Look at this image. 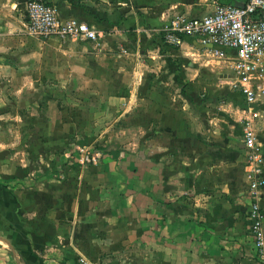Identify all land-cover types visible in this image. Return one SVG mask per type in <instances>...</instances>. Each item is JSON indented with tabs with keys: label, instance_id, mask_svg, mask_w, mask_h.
<instances>
[{
	"label": "crops",
	"instance_id": "1",
	"mask_svg": "<svg viewBox=\"0 0 264 264\" xmlns=\"http://www.w3.org/2000/svg\"><path fill=\"white\" fill-rule=\"evenodd\" d=\"M244 1L48 0L61 18L93 27L100 51L130 50L132 70L154 64L163 73L180 51L161 44L160 28ZM26 3L0 0V112L26 109L20 97L32 94ZM145 102L141 126L154 127L152 136L130 152L101 154L96 165L67 168L62 181L52 175L51 131L0 136V264H257L243 146L209 145L194 125L181 129L171 105ZM15 118L0 115V126ZM258 141L264 157V132Z\"/></svg>",
	"mask_w": 264,
	"mask_h": 264
},
{
	"label": "rangeland",
	"instance_id": "2",
	"mask_svg": "<svg viewBox=\"0 0 264 264\" xmlns=\"http://www.w3.org/2000/svg\"><path fill=\"white\" fill-rule=\"evenodd\" d=\"M97 43L98 34L95 42L32 36V94L20 97L26 109L0 112L16 117L0 126V136L29 140L51 131L53 170L75 147L101 154L135 150L156 132L141 126V103L146 100L166 102L172 106L171 117L183 121L181 129L194 125L197 135L211 138L209 145L230 150L242 145V125L249 111L263 121L264 104L245 103L235 72L225 62H208L193 47H182L171 59L173 72L163 73L164 66L154 71V64H136L132 70L127 61L130 50L120 48L110 55ZM147 52L135 54L148 56ZM157 91L159 95L154 94ZM60 135L65 140L61 144Z\"/></svg>",
	"mask_w": 264,
	"mask_h": 264
},
{
	"label": "built area",
	"instance_id": "3",
	"mask_svg": "<svg viewBox=\"0 0 264 264\" xmlns=\"http://www.w3.org/2000/svg\"><path fill=\"white\" fill-rule=\"evenodd\" d=\"M26 31L36 38L97 40L96 30L76 19H63L48 0H27ZM163 46L181 48L190 40L195 52L208 62H225L235 72L245 103L264 104V0H245L242 6L215 4L212 13L199 18L178 17L157 31ZM242 125L244 177L251 202L248 206L250 233L256 263L264 264V212L260 201L264 190V157L258 141L264 131V116L249 111ZM261 127H259V125ZM72 148L63 154L64 164L53 169L57 180H64L67 168L96 165L101 152ZM60 264H76L61 262Z\"/></svg>",
	"mask_w": 264,
	"mask_h": 264
},
{
	"label": "water",
	"instance_id": "4",
	"mask_svg": "<svg viewBox=\"0 0 264 264\" xmlns=\"http://www.w3.org/2000/svg\"><path fill=\"white\" fill-rule=\"evenodd\" d=\"M233 5H235V6H242L243 4H239V5H237V4H233Z\"/></svg>",
	"mask_w": 264,
	"mask_h": 264
}]
</instances>
